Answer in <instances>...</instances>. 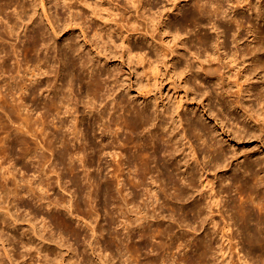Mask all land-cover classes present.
<instances>
[{
	"label": "bare ground",
	"instance_id": "obj_1",
	"mask_svg": "<svg viewBox=\"0 0 264 264\" xmlns=\"http://www.w3.org/2000/svg\"><path fill=\"white\" fill-rule=\"evenodd\" d=\"M64 2L69 3L72 6H78V8L87 9L90 15L96 19H101L102 17H104V15L109 16V21H111L110 23L121 28V43L119 45L122 50L121 58L122 56L127 54L129 57V62L134 61L136 63L137 61L138 63V61L144 60L147 64H152L154 62L163 63L165 65L167 64L171 66L173 69H175V71L177 68L176 65L178 64L177 66L179 71H181L182 73L190 74L189 78L194 82L193 87L197 91L198 96L204 95L205 100H207V106H209V111H217V113H215L221 119L220 122L223 123V121H225V125L229 127L233 134L253 135L256 133L264 138V9H262L259 4H254L252 6L251 2L248 0H234L237 6L241 7V4H243L242 7H247L248 10H252L253 7H257L255 17H249L247 19L244 16H239L225 19L226 14L222 9L223 6L221 0H190V2H186L185 5L187 6H182L181 8L177 6L176 0H171V2H169V8L171 10H173L174 8L177 9L176 12H172L171 17L169 16V14H161L159 10H156L157 3L154 0H131L130 3L133 11L127 9L126 6H121L114 0H64ZM13 5L18 6L20 8V11L18 15H16V17L5 15L7 22L11 24V26L10 28L8 26L9 29H7V26L5 25V28H3V30H0V38L3 37L2 34L4 32L8 35V37L10 35H17L18 33L16 30L17 28H19V25L25 21L24 18H27L26 20L31 21L32 18L38 13L39 7H41L43 17L52 30L51 32L53 33V35H57L55 25L46 13L44 0H34L32 5L33 12H31V14H27V6H25L24 3L22 4L18 0H0V16L5 13L7 7ZM99 13H103V16L99 15ZM179 15H181V18L177 19ZM211 17H214L216 20L211 21ZM105 19L108 20V18ZM71 21L73 25L70 24V22L69 24H65L64 27H77L81 33V36L83 37L84 42L88 44V40L86 38L83 27H81L79 23H76L74 19H71ZM26 22L27 21H25V24H27ZM207 24H210L211 28H215L216 30L220 27L223 28L221 34L218 35L215 41H213L212 37L207 33H201V30H203L204 26ZM189 26H191V29H188ZM195 28H197L198 31H195V33H193V30ZM105 32L108 34V38L111 40L109 35L112 33L111 28L108 27ZM242 32H245V35L247 36L246 40L249 41V45L241 50V53H239L238 57L239 60L241 59V65H244L245 62H248V66H245L243 68L238 65L231 66V59L225 61L228 57H236L235 54H237L236 50L234 52H231V49H228L229 37L232 38V40L230 41L231 43H237V41L242 39ZM45 34L46 31L42 27L34 29L30 36V41L27 40L28 43H25L27 45L23 50L27 55V58H29L28 61L33 63L31 64L33 65L32 68L34 67L33 69L28 67L29 65H26L27 67L25 66L26 68H23V73L21 75V69L23 66H21L22 64H18L17 71H15L16 69L13 68V66L7 65V62L10 58V54L8 55L7 51L5 52L6 55L4 54L5 57L0 64V69L2 70V72H4L5 74H12L13 72H16V75L18 76L17 78L20 79H18L19 81L17 79H14V83H12V80L11 82H8L7 85L9 87L6 91H2L0 86V104L2 103L3 105H9L15 112L21 114V110L23 108H26L27 101L24 97L28 94V97H30L29 99H33L34 109L42 108L43 110L41 116H39L40 118H34V148H32L31 146L29 147L32 148V151L34 150V155L32 154L33 152L31 150H27V148L25 150H22L19 154L21 158H25L29 153H31L30 155L34 156L35 173L33 174V176L41 178L39 180L32 178L34 180L32 181V179H30L28 180V183H26L27 181H25L26 179L24 178V180L23 177L21 178V180L17 179V177L15 176V171L13 172V170H15L14 167L13 170H11L8 166L11 161L9 160L10 163L7 164V160L5 161V156L8 155L7 158H9L10 155H15V147L20 146L18 144H21L22 142H26L21 135L24 133H29V130H24L25 126H27L29 122V119L27 120L26 117L25 120L28 121L26 122L27 124L25 123V126L23 123L19 124V129L12 133L9 130L8 122L0 117V128L1 131L5 133L4 136H0V262H2V264H14L15 262L16 264H18L21 261H26V264H28L29 262H34V264H82L75 258L65 256V253H68L69 251L76 254V249L74 250L71 247V243L70 245L62 242L57 243L54 235L58 233L53 234L52 229L50 228L55 225L57 228L63 229V231L65 232L71 231L75 236L80 235L78 231L72 228L70 219L72 218V216H75L76 218H74L78 219L79 221V218L77 217L80 213H82L87 217V219L92 218L91 222H93V219L95 221V217L97 218L99 210L97 208L98 203H95L96 205L94 206L93 204H91V202L99 200L101 204L99 207H101V210H103V208L105 210L109 204H114V207H116L121 213L125 215L129 213V216L131 213L135 217L131 218L127 216L125 220L123 218V220L121 219V224H123L122 226L126 225V227L123 228H126V230L128 229V235H125L126 237H124V235L121 236L120 234H118V232L113 233L112 231H109L110 229L107 231L108 235H106L107 237L104 244L105 250L110 253L107 255L103 254L101 253V249L104 247L100 248L99 251H97V255H95V261L97 263L92 264H117V262H114V260L116 259L122 264H232V262H226V259L224 258V255L226 253L224 250L225 246L221 248L218 246L220 248V251L218 250L220 254L217 253L219 255H215V257L217 256L215 259V257L212 256L214 255L213 245L204 240L196 241L188 245L184 241H180L184 238L182 234V236L180 235L178 237V241L180 242H174L172 240L165 241L163 240V236L167 232H171L170 227H168V229L164 228L161 230L159 229V227H156L155 229H149V227L146 228L143 225L142 220L147 217V214L142 212L143 209L141 210V206L139 207V209H136V205V207H134L135 209H133L132 199L134 197H130L129 199L127 197L128 194H124L125 192H123V190L125 189L124 182L131 185L133 184L132 186L134 187L144 185L143 183L145 181L144 179L146 175L151 173V155L148 152L147 143L143 142L142 144H136L132 135H130L131 137L129 136L130 138L128 139H123L121 150H124L125 152L127 148L125 149L124 147L128 146L129 144H133L132 146H135L134 154L132 152V157H134L135 160L134 165L138 164L141 167L142 172L137 178L138 181H135L130 177L127 178V176V179L125 181L123 180L124 182H121V175L124 173L122 168L123 161L121 160V154L111 152V149L115 148L114 144L116 143V141H114V144L113 141H109L110 136L108 135H113L111 134L109 123L108 125H106L105 123V132H108L107 136H100L94 129V125L105 118V112L100 110L99 114L95 118H93V116L91 117V119L93 120H89L86 116L81 115L82 119L79 120V116H74V114H79L80 110L76 107H68L70 102L68 101L69 95L66 94V92L68 91L69 93V90H72V87L74 85H78L80 86L81 93L79 94L77 101L82 102L84 109H88V112H95L93 110L96 109V101L103 96L101 93L103 88L100 84L99 77H97L96 75H90L89 77H86L84 75V71L87 70V61H83L80 63L69 61V67L67 69H63V76L60 78L61 69H55L53 67L54 65H51L49 63L47 55H44V57L41 58V56L37 54L38 46L41 45L46 50H48L54 43V40H51V37L45 36ZM101 34V30H96L94 32L95 37H101ZM1 47L4 48V46L0 45V51H2L3 49ZM31 52H34V56L30 54ZM94 52L96 53V55L102 56L104 59L108 60V57L105 54H102L100 51L94 50ZM222 52H224V55L222 54ZM245 57H247V59ZM59 61L61 63V58L59 59ZM25 64L26 63H24L23 65ZM144 67H146V65H144ZM52 74L53 76H55V80L53 81L50 80L52 79L50 78ZM42 76H44V80H41V82H39V79ZM42 82L44 86H46V90L49 92V94L43 98L40 97L41 94L38 95L39 89L42 88V86L40 87V85H42ZM31 84L34 85L33 88L31 87L32 89L28 87ZM196 85L198 86V88H196ZM199 86H202V88H200ZM17 93L19 94L18 98H13ZM51 93L54 94V97L49 96ZM137 93L138 95H141L143 97H145L146 95L145 93L142 94V92L140 91ZM56 94H59L57 98L55 96ZM108 95L111 96L110 93H108ZM147 97L152 99L149 96ZM84 98H88V101L83 100ZM216 99L218 100V102L217 104H214V106L212 105V101L215 102ZM225 99H227V103L223 102V100ZM16 100H18L19 103H17ZM209 102L212 103L209 104ZM118 104H120V102H118ZM63 108L65 110H63L64 113H68L69 115H71L72 119H69V124H71L70 128L69 125L66 124L68 122L65 121V123L64 121H61L59 124H55V131H49V123L50 120H52L50 119L51 113L56 112L60 117V114L61 116L63 115V113H61ZM72 109H74V111L70 112ZM128 111L129 110H127V113ZM128 114L129 115H126L124 120L121 118L123 120L122 123H124L125 125L123 124V126H126L128 131H130L134 135H137L145 129L147 130V126L152 121L150 116L139 111L129 112ZM88 115L89 114H87V116ZM85 119H88L89 121H87V123L85 122L86 124H82V121ZM113 121L115 123V120ZM81 125L83 126V128H80ZM65 127L67 129L69 128L68 130L73 135V138H71L73 140H76L78 138L77 136L80 133L83 134L82 132H84L83 138L85 135V140H83L87 144L80 145L82 142L80 139L81 142L79 143V146H76L75 148L72 147V149H70L71 146L69 147V140L65 137V135L67 136V134L63 135ZM218 129L222 134H224V131L221 129V127H218ZM113 132H115V135L117 134L116 130ZM80 137L82 138V135L79 136V138ZM116 138L119 139V136ZM120 140L122 141V139ZM54 142H59V146H61L60 159L58 158L57 160L65 163L68 173L73 175L74 184L77 186L76 191L79 192V194L85 192L82 195L84 196L85 194L84 198H88V201L86 202L84 200L81 201V199H79L78 201L75 200V208L72 207V205H74L73 203L70 204V200H72L70 198H68L69 201H65L67 199L62 200L57 197V199H52L50 197V194L48 193L51 188H54L52 186L53 184L49 182L51 180H48V182L44 181L45 183L42 181L43 178H49L50 175L53 176L52 174H56V185L64 192L61 181H59L61 180L60 175L54 168L55 166L53 167L50 165L51 167H46L51 158H48L44 153H40L38 151L39 149H44L46 151H49L50 153H53L52 146ZM26 146H28V144ZM22 147L23 146H21V148ZM188 148L192 150V153L189 152V154H191L193 158V156L196 155L194 147L189 145ZM159 151L170 157L176 155V149H173V147L171 146L160 148ZM214 152H212V154ZM111 154H113L114 156ZM109 155H111V157H116L119 155V159H115V165L112 167V171H109L111 170L109 169L111 167L104 166L105 163L103 162V159ZM67 157L69 158V160L66 161L68 163L65 162V159H67ZM75 158H78L79 160H77L79 162H82L80 166H82L86 171V173L84 171L85 174L82 173L84 174L83 176L81 174L75 173L78 171L76 165L77 163H75ZM129 161L130 160H128V162ZM96 162L98 163L96 167H98L99 171L101 170L103 172L104 169L102 170V168H106V170L110 172L109 174L112 173L111 178H118V181L116 179H113V181L112 179H105L106 181H102L103 174L99 176L97 175L98 172L97 174L90 173L89 169H91V167L95 165ZM4 164L7 166H5ZM106 164H108V162ZM217 164L218 163H216V165ZM176 168H178V166ZM244 172H247L246 174H248V179L246 178V180L244 181L240 180L239 178L232 179V185L235 186L234 190L237 193V198H233L231 202L229 201L231 204L227 205L229 206V209L227 211H230V213L228 214V220L224 219L221 213L218 215L217 213L214 214V209L219 207L220 200L223 198L222 197L220 199L221 193L223 191L210 194V199L209 202L207 201V203L199 202L200 200H197L198 203L196 201V203H192L191 206H180L179 210L181 211V215L178 220H180L182 223L184 222L185 224H190L191 222L188 218V215L191 214L193 217V221L191 220L192 222L196 221L197 223V221H200L199 223L201 224L208 222L215 227L223 223L221 229L219 227L221 231V240L222 243H227V245H230L229 249L234 248L237 245L234 244V242L233 245L235 246L232 247L231 241L233 237L227 232L229 228H231L229 227L231 221L232 225H237L239 233L243 237V241H241L242 246L241 248L239 247L241 250H238L239 252L237 254L239 256V263L264 264V192L262 191V188L264 186V178L262 176H259L257 172H254L253 170L251 171L249 168H247ZM206 181L208 185L211 184V180ZM21 182H24L26 186H24V184ZM59 182L61 185L59 184ZM83 182H85L86 185L90 186L89 190L84 187L86 186L85 184L83 187L84 189L86 188V191H84L83 187L80 186V184L83 185ZM115 182H117V186H115ZM120 182L122 183V185ZM154 182L156 181H153V185ZM172 185L173 187H176L177 190L175 199L177 201L183 200L187 195V189H183L173 182ZM188 186L190 189L193 187L192 181L189 182ZM160 189L163 190L162 188ZM210 189L211 191H213V187H211ZM24 191L26 192L25 194L28 193L27 195L33 197L34 201H39L41 203L40 204L37 202L39 205L46 206L45 208L47 212H49L51 209L50 213H48V215L46 216V218H49V222H51V224H49L47 221H44L45 218H41L42 214L41 216L38 214V218L40 217L44 221V224L42 221H39L40 219H36L35 215L34 217L29 218L24 217V215L23 218H21V215H15V212L18 210V206H16L15 204V198L18 200V197H22V193L24 194ZM223 193L224 196L225 192ZM46 194H49V196ZM226 202L227 200H225V204ZM59 207L61 209H64V211L67 210L64 213L68 212L71 218L66 219L65 217L69 216H65L61 212H53ZM224 207H226V205ZM204 209H207L209 213L206 216H203V212H205L203 211ZM216 210L218 211V213L220 212V209ZM107 214L110 213L107 212ZM80 218L81 220H85V218L82 216H80ZM216 218H219V220L216 221ZM20 219H22V221H28V224L32 229L31 234H29L30 232H27L30 231L28 229L26 231L27 233L21 231L18 232L17 227ZM116 222L114 218L110 216L109 224L112 225ZM40 223L44 226L38 229ZM85 223V225L90 230L89 236H92L91 239L93 238V240L89 242V253L95 254L96 244L94 243H98L97 240L99 239V235H101L103 233V230L105 229H100L99 227L94 226L95 224H91L90 222ZM16 225L17 229L15 228ZM48 225L52 226L49 228ZM48 228L50 230H48ZM137 229L139 230L137 235L131 233L133 230ZM60 232L62 231L60 230ZM86 234L81 233V236L84 235V238L87 240L89 238ZM217 234L218 232L216 233V235ZM58 237V241H62V239L65 238H62L61 236L59 238L62 239L59 240ZM149 238H159L160 240H158V243L153 244L148 241ZM63 241L66 240L63 239ZM51 242H54L55 245H51ZM188 247L193 248L190 251L194 250L193 252L195 254L189 253V251H187ZM239 248L237 247V249ZM71 249H73L74 252L71 251ZM174 249L180 250L178 251V255L174 256L173 253V256H171V258L169 256V258L165 256L164 252L172 251ZM145 251L149 252L144 254ZM231 252L232 251H230L229 253ZM219 258H221V260ZM252 258H255V260Z\"/></svg>",
	"mask_w": 264,
	"mask_h": 264
},
{
	"label": "rangeland",
	"instance_id": "obj_2",
	"mask_svg": "<svg viewBox=\"0 0 264 264\" xmlns=\"http://www.w3.org/2000/svg\"><path fill=\"white\" fill-rule=\"evenodd\" d=\"M18 1L21 2L22 4L24 3L25 6H27L26 7V12H28L27 14H31V12H33L32 5H33L34 0H18ZM44 1H45L46 13L50 17V20L55 25L57 35L55 36L51 32L52 30L50 29L47 21L43 17V12L41 10V7H39L38 13L32 18L31 21H28L26 20L27 18L26 19L24 18V20L27 21L26 22L27 24H25V21H24L22 22V24L19 25V28H17L16 30L18 33L17 34L18 36L10 35L8 37V35L5 34V32L2 34L3 37L0 38V45L4 46V48L8 50H5L3 47H1L3 49L2 51H0V64L6 55L5 52L7 51L8 55L10 54V58L7 62V65L13 66V68L16 69V70L14 69L15 71H17L18 64L19 65L22 64L21 66H23L21 69V75L23 73V68H26L28 65H29L28 67L33 69L34 67L32 68L33 65H31L33 63L28 61L29 58H27V55L24 53L23 49L27 45L25 43H28L27 40L30 41V36L32 32L34 31V29H37L39 27H42L46 31L45 36L51 37V40L53 39L54 43L48 50H46L41 45L38 46L37 54L41 56V58H43L44 55H47L49 63L51 65H54L53 67L55 69L57 68L61 69L60 78L63 76V69L64 68L67 69L69 67V61H73L76 63L87 61V70L84 71V75L86 77H89L90 75H94V76L96 75L97 77H99L100 84L102 85V88H103L101 92L103 96L100 97V99L96 101V109L93 110L95 112H88V109L87 110L84 109L83 103L77 101V98L79 97V94L81 93L80 86L74 85L72 87V90H69V93L68 91L66 92V94H68L70 97V98L68 97V101L70 102L68 107L69 106H70L69 108L76 107L80 110V113L77 115H75L76 113L75 114L73 113L74 116H79V120L82 119L81 115L86 116L89 120H93L91 119V117L93 116V118H95L99 114L100 110L105 112L104 113L105 118L99 121L100 122V123L98 122L99 124L96 123L94 125L95 126L94 129L96 133L99 134L100 136L101 135L107 136L108 132L107 131L105 132V123L106 125H108L109 123L111 134H113V135H108L110 136L109 141H113V144L115 143L114 141H116V143L114 144L115 148L111 149V152H116V153L121 154V160L124 162V163L122 162L123 164L122 168H123L124 173L121 175V182L123 180L125 181L129 177L131 179H134L135 181H138L137 178L142 172V169L138 164L134 165L135 160H134V157L132 156L135 151V146H132L133 144L132 145L129 144L128 145L129 147L125 145L126 147L124 148L125 149L127 148L125 152L124 150H121V144L123 143V139H128L131 137L130 135H132L136 144H142L143 142L147 143L148 152L151 155L150 156L151 157V163H150L151 173L146 175L144 179L145 181L143 183L144 185L139 186V187H136V186L134 187L132 186L133 184L131 185L123 181L124 188H125L123 190V192H125L124 194L126 195L128 194L127 197L129 199L130 197L131 198L134 197L132 199L133 209H135L134 207H136L137 205L136 209H139V207L141 206V210L143 209L146 211L145 212L142 210L143 213L147 214L146 215L147 217H145L146 219L144 218L143 219L144 221L142 220L143 225L146 228L149 227V229L151 228L155 229L156 227H159V229L161 230L164 228L168 229V227H170L171 232H167L168 234L166 233L163 236L164 237L163 240L165 241H171V240L174 242L184 241L185 243L190 245L196 241L204 240L213 245L214 255L212 256L214 257L215 255L218 256L220 254L219 252L220 248L225 246L224 250L226 253L224 255V258L226 259V262L229 261L230 263L232 262V264H240L239 256L237 254L239 252L238 250H241L240 249L242 246L241 241H243L242 239L243 237L239 233L237 225H232L231 221L229 220L230 221L229 227L231 228H229L227 232L231 234L233 237L231 241L232 244L230 243L232 247L235 246L233 245V243L235 242L234 244H237L236 246L240 248L237 249V247L235 246L234 248L229 249L230 245L229 244L227 245V243H222V240H221L220 229L223 223H221V225H217L216 227L212 226L208 222L203 223L204 225L199 223L200 221L199 222L197 221V223L196 221H194L195 222L194 223L192 222L193 221L192 215L189 214L190 216L188 215V218L192 224L191 223H190L191 225L187 223L185 224L184 222L183 224L180 220H178L181 215V211L179 209H180V206H183V205L184 207L191 206L192 203L193 204L196 203L197 200H200L199 202L207 203V201L209 202L210 194L223 191L225 192V195L223 196L224 193L222 192L220 199L222 197L223 198L221 200L219 199L220 200L219 207L221 208L219 207L216 208V209H220V212L218 213V211L214 209V214L217 213L218 215L221 213L222 217L228 220V214L230 213V211H227L229 209V206L227 205L231 204L230 202L232 201L233 198L235 197L237 198V193L234 190L235 186L232 185V179L239 178L242 181L246 180V178L248 177V174H246L247 172L245 173L244 171H246L247 168H249L251 171L253 170L254 172H257L259 176H262L264 178V138L256 133L253 135L233 134L231 130L229 129V127L225 125L226 124L225 121H223V123L220 122L221 119L216 115L217 111L215 110L212 112L209 111V106H207V100H205L204 95L198 96L197 91L193 87L194 82L189 78L190 74L182 73L181 71H179L178 66H177L178 64L176 65L177 68L175 71V69H173L171 66L167 64L165 65L163 63L154 62L152 64H149V63L147 64L146 61L144 60L138 61V63L137 61L136 63L134 61L129 62V57L127 54H125L121 58L122 50L119 47L121 43L120 40H121V34H122L121 28L119 26H115L112 23H110L111 21H109L110 20L109 16L104 15V17H102L101 19H98V18L96 19L90 15L87 9L78 8V6H75V5L72 6L69 3H65L64 0H44ZM114 1H116V3L118 2L121 6H126L127 9H129L130 11H133L132 10L133 8H131V3H130L131 0H114ZM146 1H151V0H146ZM154 1L157 3L156 10H159L161 14H169V16L171 17L172 12L177 11V9L175 8L173 10L169 8V2H171V0H154ZM187 1L190 2V0H185V1L176 0V3H177V6L181 8L182 6H187L185 5ZM248 1L251 2L252 6L254 4L256 5L259 4L260 7L264 9V0H248ZM221 2L223 6L222 9L226 14L225 19H230L231 17L233 18V17H239V16H244L247 19L249 17H255V12L257 11V7H253L252 10L251 9L248 10L247 7H242L243 4H241V7L237 6L234 0L233 1L232 0H221ZM19 11H20V8L16 5L7 7L5 13L0 16L1 17L0 18V30L1 29L3 30V28H5V25L7 26L6 27L7 29H9L11 26V24L7 22L5 15L16 17ZM102 14L103 13H99V15L103 16ZM206 16H209V15H206ZM105 18H108V20ZM180 18H181V15L177 17V19H180ZM71 19H74L76 23H79L80 26L83 27L85 34H86V38L88 40V44L84 42L83 37L81 36V33L77 27L76 28L74 26H70V28L64 27L65 24L67 23L69 24L70 22H71L70 24L73 25ZM211 19H212L211 21L216 20L214 17H211ZM1 26H4V27H1ZM108 27H110L112 31V33L109 34L111 40L108 38V34L105 32ZM188 29H191V26H189ZM222 29L223 28L220 27L219 29L216 30L215 28H211L210 24H207L204 26V29L201 30V33H207L209 36L212 37L213 41H215L218 35L221 34ZM96 30H99V31L101 30V33H102L101 37H95L94 32ZM195 31H198V29L195 28L193 30V33H195ZM242 34H243L242 39L237 41V43H231L230 41L232 40V38L229 37L228 49H231V52H234L236 50L237 54H235L236 57L235 56L228 57L225 60V61H228L231 59L232 60V62H230L231 66L238 65V66H241V68L248 66V62H245L244 65H241V59L239 60L238 58L239 53H241V50L243 48L249 45V41L246 40L247 36L245 35V32H242ZM94 50H98L102 54H105L108 57V60L104 59L102 56L96 55ZM30 54L34 56V52L33 53L31 52ZM222 54L224 55V52H222ZM60 58H61V63L59 61ZM235 58L236 59L238 58V59L236 60ZM245 58L247 59V57ZM24 63L26 64L23 65ZM144 65H146V67H144ZM3 73L4 72H2V70L0 69V75H1L0 76V86H1L2 91H6L9 87L7 83L11 82V80H12V83H14L13 80L14 79L18 80L19 78H17L18 76L16 75V72H13L12 74H7V73L3 74ZM50 78H52L50 79L51 81L55 80V76H53V74ZM39 80H38L39 82H41V80H44V76L40 77ZM41 84L42 85H40V87L42 86V88L39 89L38 95L41 94L40 97L43 98V97H46L49 94V92L46 90L45 88L46 86H44L43 82ZM28 87L33 88L34 85L31 84ZM196 88H198L197 85H196ZM200 88H202V86ZM139 91L142 92V94L145 93L146 94L145 97L138 95L137 92ZM108 93H110L111 96L108 95ZM52 94L53 93H51L49 96L54 97V94L53 95ZM18 96L19 94L17 93L13 98L17 99ZM55 96L57 98L59 94H56ZM147 96L151 97L152 99L148 98ZM154 97H155V100H154ZM24 98H26V101H27V102L25 101L26 108L25 109L23 108L21 110V114L15 112L11 106L5 105V104L3 105L1 103L0 104V117L4 119L6 122H8L9 130L12 133H14L15 131H17V129H19L18 128L19 124L23 123L24 126L27 124L26 122L28 121L25 120L26 117H27V120L29 119V122L27 124L28 127L25 126L24 128V130H29V133H24L21 135L25 139V141L28 143L22 142L21 144H18L20 146L15 147L14 149L15 155L13 154L14 156L10 155L9 158H7L8 155L5 156V161L7 160L6 161L7 164L10 163L11 161V163L8 166L11 170H13V167H14L15 170H13V172L15 171V176L17 177V179L21 180V178L23 177V179L24 178L26 179V180L24 179L25 181H27L26 183H28L29 182L28 180L32 178H35L36 180L41 179L40 177L33 176V174L35 173L34 172L35 171L34 170V160L35 159L33 156L34 150L32 151V148H34V118L37 119V117L41 116L43 110L42 108L34 109L33 99L31 98L30 100L29 99L30 97H28V94L27 96L25 95ZM83 100L88 101V98L87 99L84 98ZM16 102L19 103L18 100H16ZM118 102H120V104H118ZM212 102H209V104L210 103H212V105L217 104L218 100L216 99L215 102L214 101ZM223 102L227 103V99L223 100ZM63 110L64 108L62 109L61 113H63L64 116L63 115L61 116L60 114V117H59L56 112H55L56 114L54 112L51 113L50 119L52 120L49 119L50 120V123H49L50 130L49 131H52V130L55 131L54 130L55 124L57 125L61 121L68 122V123L66 122L65 123L68 124L70 128L71 124H69V121L72 119L71 115H69L68 113H64ZM127 110H129L128 113L139 111V112H142L150 116L152 121L147 126V130L148 129L149 130L147 131L145 129L144 131L138 133L137 135H134L130 131H128L126 126H123L124 123H122L125 116L129 115L127 113ZM73 111L74 109H72L70 112H73ZM86 113L89 115L87 116ZM88 119L83 120L84 122L82 121V124H86L87 121H89ZM113 120H115V123L117 121L116 123L117 125L114 123ZM66 127H65L66 130L64 129L63 135L67 134V136L65 135V137L69 140V147L71 146L70 149H72V147L75 148L76 146H79V143L81 141L82 142L80 145L87 144L84 141L85 135L83 138L84 132H82L83 134L80 133L82 135V138L81 137L79 138V136H81L79 134L77 136L78 138L76 140H73L71 139L73 138V135L68 130L69 128L67 129ZM218 127H221V129L224 131V134H222L219 131ZM80 128H83V126L81 125ZM115 130L117 133L116 135H115V132H113ZM4 135L5 133H3L0 128V136H4ZM117 135L119 136V139L116 138L118 137ZM120 139H122V141ZM27 144L28 146H26ZM59 145H60L59 142H54L52 146L53 153H50L49 151H46L44 149H39L38 151L40 153L41 152L44 153L48 158H51V160L47 163L46 167L50 165L53 167L55 166L54 168L56 169L57 173H59L60 175L61 180L59 181H61L64 192L62 191V189H59L58 186L56 185L57 184L56 174L55 175L52 174L53 176L50 175L52 178L50 176L49 178L45 177L42 179V181L48 182V180H51L49 182L53 184L52 186L54 188H51L48 193L50 194V197L52 199L59 198L62 200L67 199L65 201H69L68 198H70L73 200V202L72 200H70V204L73 203L74 205H72V207L75 208L76 206L74 202L78 201L79 199H81V201L84 200L86 202L88 201V198L87 197H86L87 199L84 198L85 194L84 196L82 195L85 192L79 194V192L76 191L77 186L74 184L73 175L68 173L65 163H62L60 160H57L58 158L60 159V153H61V146ZM189 145L193 146L194 151L196 152L195 153L196 155L193 156V158L191 154H189V152L192 153V150L188 148ZM21 146L23 147L21 148ZM30 146L32 148H29ZM170 146L173 147V149L174 148L176 149L175 151L176 155L173 157H170L164 154L163 152L159 151L160 148L170 147ZM26 148L27 150H31L33 152L32 153L33 155H30L31 153H29L28 156H26L25 158H21L19 154L21 153L22 150H25ZM212 152L214 153L212 154ZM125 153L126 154L128 153V154L126 155ZM111 155H109L110 157L106 156L105 157L106 159L105 158L103 159V162L105 163L104 166L111 167L109 168L111 169L109 171H112V167L115 165L114 164L115 159L116 158L119 159V155L116 156L117 155L116 154L115 155L116 157H111ZM77 159L75 163H77L76 165H77L78 171L76 170L77 172L75 173L81 174L83 176L86 173V171L84 170L82 166H80L82 162L81 161L79 162L78 161L79 159L78 160ZM68 160L69 158L67 157V159H65V162ZM128 160H130L129 161L130 163L128 162ZM106 161L108 162V164H106L107 163ZM216 163L218 164L216 165ZM97 165L98 163L96 162L95 165H93L94 167L92 166L91 169H89V172L93 174L95 173L97 174L98 172L97 175L99 176L103 174L102 175L103 179L101 177L102 181L105 179L107 180L112 179V181L113 179H116L118 181V178H111L112 173L109 174L110 172L107 171L106 168H102V170L104 169L103 172L101 170L99 171L98 167H96ZM177 166L178 168H176ZM33 180L34 179H32V181ZM206 180H209V181L211 180L210 183L212 185L211 184L208 185ZM153 181H156L154 182V185H153ZM191 181H192L193 187L190 189L188 184ZM172 182L176 183L179 187H182L183 189H187V195L184 197L183 200L177 201L175 199L177 190H176V187H173ZM21 183L24 184V182H21ZM115 183H114L115 186H117V182ZM84 184L86 185V183L83 182V185L80 184V186L83 187ZM54 185H56L57 187ZM24 186H26V184H24ZM87 186L88 185L84 187H86L87 190H89L90 186H88L89 188ZM209 187L210 188L213 187V191H211ZM86 188L84 189V191H86ZM160 188H162L163 190H161ZM262 191L264 192V186L262 188ZM25 193L26 192L24 191V194L22 193L23 196L21 195L22 197H18V200L15 198V201H16L15 204L16 206H18L17 207L18 210L16 209L18 212L16 211L15 215L17 214L18 216L21 215V218H23V215L24 217H28V218L34 217L35 215L36 219H40L39 221H42L43 224H44V221H47L49 224H51V222H49V218H46L48 213H50L51 209L49 212H47L45 208L46 206L39 205L38 204L40 203L39 201H36V200L34 201L33 197H30V195H27L28 193L27 194ZM49 194H46V195L49 196ZM225 200H227L228 203L226 202L225 204ZM95 203L96 204L98 203L97 208L99 210H98L97 218L95 217V221L93 219V222H91L92 218H88V219H91V220H88L87 217L84 216L82 213H80L79 216L77 217L79 218V221H78V219H75L76 218L75 216H72L71 218L68 212L64 213L67 210L64 211V209H61L60 207L57 208V210L56 209L55 210L53 209L54 211L52 210L53 212H61L63 215L69 216V217H65V216L64 217L66 219L71 218L70 219L71 221L70 220L69 221L72 225V228L80 233V235L78 236H75L71 231L65 232L63 231V229L57 228L55 225L53 226L48 225L49 228L52 226V228L50 229H52L53 234H56V233L59 234V235L58 234L54 235L57 243L62 242V243H66L67 245H70L71 243V247L74 250L76 249V254L69 251L68 253H65V256L75 258L77 261H80L82 264L97 263L95 261L96 260L95 255H97V251H99V249L102 247L104 248L101 249V253L106 254V255L110 253L105 250V244H104L105 239L107 237L106 235H108L107 231L109 229H110L109 231H112L113 233L118 232V234H120L121 236L124 235V237L128 235L127 234L128 229L126 230V228H123V227H126V225L122 226L123 224H121L122 223L121 221L123 219L125 220L126 217L129 216V213L126 215L121 213L116 207H114L115 206L114 204L113 205L109 204L105 210L104 208L103 210H101L100 209L101 207H99L101 205L100 201L96 200V201L91 202V204H93L94 206L96 205ZM221 205L223 206V209L225 210V212L227 211L226 213L222 209ZM225 205L227 209L226 207H224ZM206 210L207 209L203 210L205 211L203 212V216L204 215L206 216L209 214L208 210L207 211ZM107 212H109L110 214H107ZM38 214L40 216L42 214V217H41L42 219L45 218L48 220L44 219L43 221L40 217L38 218ZM108 215L114 218L115 222L117 220L118 221L116 223H113L114 225L109 224L110 216ZM80 216L84 217L85 220L83 219L81 220ZM129 217L134 218L135 216L130 213ZM217 220H219V218H216V221ZM85 222H90L91 224H95L94 226H97L100 229L101 228L105 229L103 230V233L99 235V239L97 240L98 243L96 242L94 243L96 244L95 254L89 253V242L92 241L93 238L91 239L92 236H89L90 230L85 225L86 224ZM18 223H17L18 227L17 225L15 226V228L16 227L18 228V229L16 228L18 232L20 231L26 232L28 229L30 231H27V232L28 233L30 232L29 234L32 233L31 232L32 229L30 228L31 226L28 224V221L26 220L22 221V219H20ZM43 224L40 223L39 224L40 227L38 226V229L44 226ZM214 227L216 230L214 229ZM19 228H24L25 230L19 229ZM49 228L48 230H50ZM60 230L62 232H60ZM138 231H139L138 229L133 230L131 233L134 235H137ZM217 232L218 234L216 235ZM81 233L82 234L87 233L86 235L88 236L89 239L86 240L84 238V235L81 236ZM60 234H63L64 236ZM182 234L184 238L178 241L179 240L178 237L180 235L182 236ZM56 236L57 237L62 236V238L65 237L63 239L66 241H63V239L59 237L58 239L59 240L62 239V241H58ZM158 240L160 239L159 238H149L148 239V241L153 244L158 243ZM87 241H88V244H87ZM51 245L54 246L55 243L51 242ZM73 249H71V251H73ZM187 249L186 250L189 251V253L195 254L193 252L194 250L190 251L193 248L188 247ZM178 251L180 250L174 249L172 251H166L164 252V254L166 257L169 256L171 258V256L173 255L174 256L178 255L179 253ZM230 251L232 252L229 253ZM148 252L149 251H145L144 254ZM219 259L221 260V258ZM252 259L255 260V258H252ZM21 262L19 263L20 264L27 263L26 261H24L23 263ZM114 262H117V264L121 263L117 259L114 260ZM0 264H2V262H0ZM14 264H16V262ZM28 264H34V262L33 263L29 262Z\"/></svg>",
	"mask_w": 264,
	"mask_h": 264
}]
</instances>
